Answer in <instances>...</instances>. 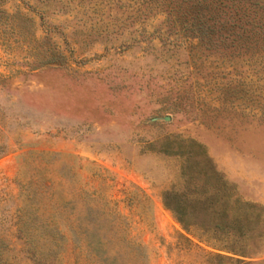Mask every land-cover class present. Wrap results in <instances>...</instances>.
Returning <instances> with one entry per match:
<instances>
[{"label": "rangeland", "instance_id": "374dc122", "mask_svg": "<svg viewBox=\"0 0 264 264\" xmlns=\"http://www.w3.org/2000/svg\"><path fill=\"white\" fill-rule=\"evenodd\" d=\"M92 8L0 13V264H99L96 229L116 264H264V242L240 263L182 228L162 199L181 162L159 151L197 141L264 207V63L160 43L140 0Z\"/></svg>", "mask_w": 264, "mask_h": 264}, {"label": "trees", "instance_id": "16d2710c", "mask_svg": "<svg viewBox=\"0 0 264 264\" xmlns=\"http://www.w3.org/2000/svg\"><path fill=\"white\" fill-rule=\"evenodd\" d=\"M9 0H0V13ZM31 9L59 12L91 10L105 0H22ZM144 10L160 19L156 39L180 45L196 40L210 52L229 58H255L264 63V0H140ZM31 3H34L32 5ZM42 10V11H44ZM53 56L52 60H55ZM160 152L180 159V182L163 192L164 206L185 231L208 236L220 252L216 257L247 263L249 250L264 242V207L242 199L218 169L206 148L195 140L167 136ZM91 247L99 264H116L117 253L101 251L95 230ZM236 257V258H234Z\"/></svg>", "mask_w": 264, "mask_h": 264}]
</instances>
